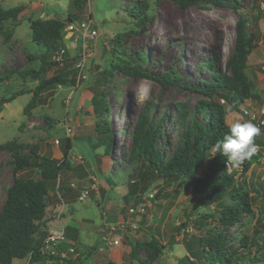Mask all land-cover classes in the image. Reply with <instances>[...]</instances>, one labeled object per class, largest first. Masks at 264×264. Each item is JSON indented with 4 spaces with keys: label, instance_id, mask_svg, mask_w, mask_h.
Listing matches in <instances>:
<instances>
[{
    "label": "rangeland",
    "instance_id": "1",
    "mask_svg": "<svg viewBox=\"0 0 264 264\" xmlns=\"http://www.w3.org/2000/svg\"><path fill=\"white\" fill-rule=\"evenodd\" d=\"M143 2L148 5L149 19L138 26L137 19L132 16L136 13L131 11L135 3ZM0 4L3 8L25 5V9L15 21H7L0 26V77L3 79L0 81V98H8L20 89L33 91L39 79L32 76L21 77L17 72L24 69L39 70L42 58L55 62L40 74L42 78H49L68 69H71L75 78L74 84L68 81L44 89L40 93L37 106L29 113L24 112L23 108L32 96V91L3 105L0 112V143L16 141L22 145V153L28 154L31 147H37L39 154L61 159L56 146L61 147V144L65 143L64 125L70 120L74 127V133L70 137L74 148L67 160L70 159L68 163L72 164V170H81L85 165L76 157L73 159L72 154L91 161L96 144L109 141V134L104 136L105 133L96 131L95 121H98L109 126L112 132L111 159L120 164L115 175H121V179L127 182L131 173L138 172L140 165L144 168L138 160L130 158L131 131L137 119L145 113L151 122H158L166 113L161 124L165 140L158 141L157 148L162 149L163 157H169L182 140L183 124L191 123L190 117L180 116L175 104L186 103L187 110L192 111L196 101L205 99V96L187 88L162 84L157 80L129 76L120 70H113L106 80L103 73L105 70L110 71L112 62L122 63L128 61L131 55L138 56L141 53L145 60L140 61V67L152 75L162 76L165 72L173 70L180 77L176 82L198 85L200 81L211 77L208 61L214 59L216 53L219 55L215 58L213 70H226L225 63L234 48L236 22L239 17L245 20L247 36L251 33L257 35V46L248 54L244 69L252 83L254 96L245 102L244 107L250 106L255 112L264 106V0H225L223 5L203 1L185 10H180L170 0H86L81 10L75 8L74 0H0ZM68 13L77 14L75 22L86 20L90 16L97 35L83 40L81 33H65L62 57L56 56V52L47 50L44 45L32 40L30 18L65 19ZM128 30H134L135 33L128 34L120 44L115 45L113 37ZM8 33L10 36L6 38ZM82 59L86 63L83 67L86 77L77 79L76 64ZM7 75L10 78H6ZM102 90L103 102L108 104L110 114L102 112L98 120L92 103L95 99L97 103L102 101ZM86 99L90 102L85 107ZM234 109L233 119L227 115L228 123L238 127L246 125L245 137H264L263 131L254 121L252 123L249 118H243L241 111ZM249 131H253V134H248ZM55 139L59 140L58 145L54 143ZM238 147L239 145L235 144L232 150H237ZM101 149L103 152V147ZM11 161L10 151L0 149V210L7 187L13 180ZM233 163L238 164L235 168L237 179L244 178L249 189L260 190L252 191L250 195H254L253 209L261 216V211H264V189L260 187L261 184L264 185V156L254 161L247 174L241 178L239 175L242 166L239 159H235ZM205 167L206 163L202 164L196 173L201 175ZM106 172L115 187L114 191L109 190L107 195H102L103 206H98L92 200L94 191H89L84 200L77 199L79 201L75 203L76 211L66 206L69 203L68 191L60 190L59 196L52 193L55 199L53 204L56 203V207H60L59 219L62 220L66 234H70L69 230H75L78 237L76 240H69V244L76 247L73 252H66L67 248L61 247L62 251L59 253L65 251V255L59 254L60 258L73 259L79 254L83 257V264H106L109 259H113L117 264H143L130 261V243L155 236L166 244V247L159 257L149 264H179V261L182 264H191V260L184 259L185 256L189 259L195 256L193 252L190 253L187 241L188 246H195L200 237L222 232L230 249L240 248L245 241L246 247H241V251L245 252L251 248L248 256L241 259L242 264L248 257L252 259L254 256L260 260L254 264H264V233H257L260 230V220H257L256 215L241 213L239 220L227 227L219 221V207L216 203L201 207L190 215L196 194L190 189H185L182 184L164 183L157 177L151 180L147 191L154 192L155 195L158 193V198L155 196L148 201L144 214L129 212V208L137 209L143 195L141 200L130 198L124 203L115 191L120 187V181L110 169ZM17 175L35 180L40 178V173L35 168L20 171ZM59 183L57 181L55 186ZM71 183L79 186L75 180ZM54 187L51 190L54 191ZM79 187L81 191L83 187ZM106 199L115 201L114 204L117 205L105 206ZM85 203H90L91 209L84 211ZM62 204H65L63 209ZM198 212L200 215L210 213L212 216L202 218ZM119 214L120 222L114 226L109 225L110 220L114 221L110 215L119 217ZM187 215H190L188 219ZM182 223H186V227L177 232ZM171 235L175 236V240L169 245L167 241ZM67 237L70 236L65 238ZM113 238H120L119 249L111 245ZM251 243H258L260 248L258 245V248L253 247ZM139 257L145 259V253L139 252ZM12 264L30 263L26 258ZM33 264L67 263L59 259ZM194 264L200 262L196 261Z\"/></svg>",
    "mask_w": 264,
    "mask_h": 264
},
{
    "label": "trees",
    "instance_id": "2",
    "mask_svg": "<svg viewBox=\"0 0 264 264\" xmlns=\"http://www.w3.org/2000/svg\"><path fill=\"white\" fill-rule=\"evenodd\" d=\"M170 1L177 5L180 10L197 6L203 1L218 5L225 4V0ZM84 2L86 0H74L75 8L81 10ZM24 9L25 5L3 8L0 4V26L7 21H15ZM147 9L148 5L144 2L133 5L131 13H136L132 16L137 19L138 26L143 25L149 19ZM77 18L76 13H68L65 19L30 18L29 26L32 32V40L37 44L44 45L47 50L57 52L64 48L63 37L66 23L76 21ZM245 28V20L239 17L236 22L234 48L225 63L226 70H213L215 58H218L219 55L216 53L214 59L208 61L211 77L200 81L198 85L176 82L180 77L173 70L165 72L162 76L152 75L140 67V61L145 60L141 53L138 56L131 55L128 61H122V63L112 62L110 71H104L105 80L113 70H120L129 76L157 80L162 84L187 88L192 92H198L205 96V99L196 101L192 111L187 110L186 103L175 104L180 116L182 118L190 117L191 123L188 125L183 124L182 140L169 157H163L162 149L157 148L158 141L165 140V136L161 131V124L167 114L164 113L162 119L158 122H151L149 116L145 113L139 116L131 131L130 158L138 160L139 163L144 165V168L139 164L138 172L130 174L127 199L138 198L137 200H141V196L148 190L151 180L157 177L164 183L182 184L185 189H190L196 194V200L191 207L190 215L197 212L201 207H208L210 204L216 203L219 207V221L223 223L224 227L238 221L241 213H251L253 216L256 215L257 220H260V230L257 233H264V220L262 221L264 211H261L260 216V213L253 209L252 199L254 195H250L252 191L259 192L260 190L249 189L244 178L237 179V172L229 173L224 166L225 160L235 152L236 156L241 158L243 165L239 175L241 178L247 174L254 161H258L260 156H264V137L259 139L245 137L247 134L244 131L246 126L241 130L238 126L228 124L226 121L227 107L220 101L224 99L229 108H238L240 104L254 96L252 83L244 69L248 54L257 46V35L251 33L250 36H247ZM133 33H135L134 30L117 33L113 37V42L115 45L120 44L128 34ZM9 36L10 33L6 38H9ZM31 59L33 58L31 57ZM41 63L39 70L24 69L17 72L21 77L32 76L38 78V85L33 91L20 89L13 92L8 98L1 97L0 112L5 103L10 102L19 95L32 91V96L23 108L24 112L29 113L37 106L40 93L44 89L68 81L72 84L75 83L71 69L63 70L49 78H42L40 74L45 72L49 66L54 65L55 62L52 60L46 61L45 58H42ZM6 78H10V76L7 75ZM2 80L0 77V81ZM103 96L102 90L100 96L102 101L97 103L95 99L92 103L98 120L102 112L110 114L108 104L106 101L105 104L103 102ZM95 124L96 131L100 130L101 134L105 133L104 136L110 135L108 142L101 141L102 145L106 146L107 154H110L113 143L112 132L109 126L105 124L104 126L98 121H95ZM248 134L252 135L253 131H249ZM65 143L63 158L59 160L39 154L37 147H31L30 153L25 154L21 151L22 145L16 141L0 143V149L9 150L11 153V171L13 175L12 183L7 187L5 200L0 210V264H12L16 258H28L30 264L47 260L59 261V259L67 264H83V257H80L79 254L73 259H63L64 257L60 258L59 255L51 256L39 253L42 239L46 234L43 227V218L47 207V194L55 186L60 171L69 169L67 156L71 148V139L66 138ZM235 144L239 147L233 151L232 148ZM204 163H206L205 170L201 175H198L196 171ZM30 168H35L40 173L39 179L35 180L17 175L18 172ZM260 187L264 189V185L261 184ZM155 196L158 198L159 194L156 193ZM127 199L123 198L126 202ZM226 200L230 202L228 203ZM197 214L202 218L212 216L209 215L210 213L200 215L198 212ZM190 215H187V219ZM185 227L186 223L180 224L177 232ZM174 240L175 236L171 235L167 243L171 245ZM227 244V238L223 236L222 232H217L213 236L200 237L195 246H188L189 241H187L190 253L193 252L195 256L191 255L192 259L185 256L184 259L191 260V264L196 263V261L200 264H242L241 259L246 258L251 250V248H248L245 252L241 251V247H246V241L240 248L230 249ZM251 245L260 248L258 243H251ZM165 247L166 244H163L155 236H151L147 240L131 242L128 255L131 262L138 261L149 264L159 257ZM141 251L145 253V259L139 257ZM257 261L260 260L255 256L252 259L248 257V260L243 261V264H254ZM106 264L117 263L113 259H109ZM179 264L182 263L179 261Z\"/></svg>",
    "mask_w": 264,
    "mask_h": 264
},
{
    "label": "crops",
    "instance_id": "3",
    "mask_svg": "<svg viewBox=\"0 0 264 264\" xmlns=\"http://www.w3.org/2000/svg\"><path fill=\"white\" fill-rule=\"evenodd\" d=\"M71 139V138H70ZM56 144V143H55ZM65 144H61L60 146H56L57 151L59 154H61V156L63 157V150L65 148ZM58 145V144H57ZM103 147V152L101 148ZM73 143L71 140V148L68 151V156L67 158L70 156L69 153L73 150ZM95 153L93 151V153L91 154V161H86L83 160L82 157L80 156H74L72 154V158L76 157L77 159L80 160V163L85 165L82 166L81 170H72V164H69V169H64L62 171H60L59 174V188L57 189L58 191H56V187L54 188V191L51 190L49 191L48 194V198H47V207H46V211H45V216L43 218V227L45 230H48L51 227L54 226H58V225H63L62 224V220L59 219L58 215L60 213V207H56V203L53 204L54 202V197L52 193H60L61 191H68L69 193V197H67V201H69V203L66 204L67 208H72L75 211L77 210V207L75 205V203L79 200V196L81 195V191L79 190L80 187L76 186L75 188H72L70 186V183L72 182V180H75V182L82 186V187H86L89 184H91L92 179L95 178L97 180V189H90V191H94L92 192L94 195V197L92 198V200H94L98 206L102 205L103 206V201H102V195H107V192L109 190H113L115 187V183L110 179V177L107 175V172L109 169L110 171H112L114 173V176L117 180H119L120 182V187L117 188L115 191L117 192V195L119 197H121L122 201L125 203L126 201L123 200V198L127 199V192L129 189V181H123L121 178V175H115L116 170H119V166L120 164L118 163V161L113 162V160L111 159V153L107 154L106 152V146L102 145V142H100L98 145L96 144L95 147ZM93 158H95L96 160H94ZM70 160V159H68ZM67 160V162H68ZM76 163V162H75ZM91 167V168H90ZM122 171V170H121ZM129 176V175H128ZM130 180V178H129ZM74 182V181H73ZM119 189V192H118ZM114 191V190H113ZM90 192V193H91ZM80 193V194H79ZM130 199V198H128ZM84 200V199H83ZM128 201V200H127ZM115 202V201H114ZM114 202H111L109 200L106 199L105 206H109L112 207L114 206ZM117 205V204H116ZM115 205V206H116ZM65 206V205H64ZM69 206V207H68ZM57 208V209H56ZM56 209V210H54ZM87 209H91L90 207V203H85L83 210H87ZM110 218H114V221L108 222L109 225L114 226L116 223L120 222V214L119 217H116V215L113 217V215H110ZM70 234H66V236H70L67 237V244L69 243V240L72 241L73 238L78 239L77 234L75 233V230H69ZM78 242V241H77ZM66 245L63 246V249L66 248ZM123 245V244H122ZM113 248H118L119 249V245H113Z\"/></svg>",
    "mask_w": 264,
    "mask_h": 264
},
{
    "label": "built area",
    "instance_id": "4",
    "mask_svg": "<svg viewBox=\"0 0 264 264\" xmlns=\"http://www.w3.org/2000/svg\"><path fill=\"white\" fill-rule=\"evenodd\" d=\"M65 33H69L71 35H76L77 33H81L83 40L88 38H94L97 35V31L94 27H92V18L88 16L86 20L79 21V22H68L64 28ZM64 52V48H61L59 51H57L56 56H61ZM84 59L77 62L76 67L78 68L77 73V79L85 78L86 75L84 73L85 67ZM258 110V109H257ZM244 115L249 116L252 119H255L258 122V125L264 126V106L257 111V113L252 112L249 109L244 110ZM73 133V125L70 120L66 122L64 125V134L66 137H70ZM54 142L56 144L59 143L58 139H55ZM225 167L231 171L232 169H235L238 165L232 164L231 160L228 158L224 162ZM71 186L75 187L74 183H71ZM96 182L93 183L90 188H95ZM88 189L85 188L82 190V193L79 198L83 199L88 194ZM153 197V193H149L142 197V201H140L137 205V209L130 208L129 212L133 213H144L146 206L148 204V201H150V198ZM148 198V199H147ZM65 240V229L63 226L58 227H52L50 228L45 237L43 238L42 245L40 247V252L47 255H55L57 254V246L62 243ZM118 241L114 240L113 244H117ZM70 252H73V248L69 249Z\"/></svg>",
    "mask_w": 264,
    "mask_h": 264
},
{
    "label": "clouds",
    "instance_id": "5",
    "mask_svg": "<svg viewBox=\"0 0 264 264\" xmlns=\"http://www.w3.org/2000/svg\"><path fill=\"white\" fill-rule=\"evenodd\" d=\"M67 24V23H66ZM66 26V25H65ZM65 32V31H64ZM250 99V98H249ZM248 99V100H249ZM221 101V103H223L224 105H226L227 106V115L229 114L231 117H230V119H233L234 117H232V113L233 112H235V109L234 108H237V107H233V108H229V106H228V104H226V102L224 101V99H221L220 100ZM247 101V100H246ZM245 101V102H246ZM245 102L244 103H242V104H240L239 106H238V109L241 111V116L243 117V118H249L250 119V121L252 122V123H256L257 125H258V122L255 120V119H252V118H250L249 116H245L244 115V110L245 109H249V110H251L252 112H253V110L251 109V107L250 106H246V107H244L245 105ZM232 111V112H230V111ZM257 111L258 110H256L254 113H257ZM226 121H227V116H226ZM254 121V122H253ZM228 123V122H227ZM228 124H230V125H235V126H237L236 124H231V123H228ZM240 125H241V123H239ZM73 125V124H72ZM244 126H246V125H242L240 128H242L243 129V127ZM258 127H259V129H261L262 131H263V129H264V126H260V125H258ZM73 133H74V127H73ZM73 133H72V135H73ZM65 135V134H64ZM72 135L70 136V137H72ZM66 137V136H65ZM70 137H66V138H69L70 139ZM59 141V140H58ZM55 143V142H54ZM59 144V143H58ZM233 151H235L234 149H233ZM236 156V154H235V152H233V155H231V156H229L228 158L231 160V162H232V164H237V163H233V161L235 160V159H239V162H240V164H241V166L243 167V165H242V163H241V158L240 157H235ZM63 158V157H62ZM61 158V159H62ZM227 158V159H228ZM73 159H74V157H73ZM238 165V164H237ZM225 166V165H224ZM226 168V167H225ZM226 170H227V172H229V173H231V172H233V171H236L237 172V170H235V169H232L231 171H229L227 168H226ZM242 170V169H241ZM57 181L59 182L60 180H59V175H58V178H57ZM96 182V187L95 188H93V189H97V185H98V183H97V180L95 179V178H93L92 179V182H91V184H89L88 186H86V187H83V189L82 190H84L85 188H87L88 189V191H90V189L92 190V188H90V186L93 184V183H95ZM58 184L56 185V191H58L57 189H58ZM70 186H71V183H70ZM80 186V185H79ZM72 187H74V186H72ZM76 187V186H75ZM82 190H81V193H82ZM149 193H153V197H151L150 199H154V197H155V193L154 192H150V191H146L144 194H143V196H145V195H147V194H149ZM57 195L59 196V193L57 192ZM142 196V197H143ZM80 197V196H79ZM83 200V199H82ZM64 205L65 204H62V209H63V207H64ZM138 205V204H137ZM130 209V208H129ZM144 213H146V209H145V212ZM144 213H142V214H144ZM60 214H61V210H60V213H59V215H58V217L60 218ZM140 214V213H139ZM58 226H63L64 227V225H58ZM58 226H54V227H58ZM52 228V227H51ZM50 229V228H49ZM48 229V230H49ZM65 229V228H64ZM48 230H45L46 231V233H47V231ZM46 235V234H45ZM45 235H44V237H45ZM43 237V238H44ZM65 237H66V230H65ZM114 240H116V241H118V243L117 244H113V241ZM42 241H43V239H42ZM119 241H120V238H113L112 239V241H111V245H118L119 244ZM67 242V238H65V240L62 242V243H60L58 246H57V254H55V255H51V256H56V255H61V256H63V255H65V251L64 252H62V253H59L60 251H62L61 250V247H63L64 246V244H67L66 243ZM41 245H42V242H41ZM41 247V246H40ZM67 249H66V252H70L69 251V249L70 248H76L75 246H71V244H69L68 243V247H66ZM39 253L40 254H42V255H47V254H43V253H41L40 252V248H39ZM59 255V256H60ZM26 259V258H25ZM28 259V258H27ZM20 260H22V259H15L14 261H13V263H15V262H18V261H20ZM29 263V262H28ZM38 263V262H37Z\"/></svg>",
    "mask_w": 264,
    "mask_h": 264
},
{
    "label": "water",
    "instance_id": "6",
    "mask_svg": "<svg viewBox=\"0 0 264 264\" xmlns=\"http://www.w3.org/2000/svg\"><path fill=\"white\" fill-rule=\"evenodd\" d=\"M77 34H79V33H77ZM89 102H90V101L86 99V100H85V103H84V106H85V107L88 106Z\"/></svg>",
    "mask_w": 264,
    "mask_h": 264
}]
</instances>
